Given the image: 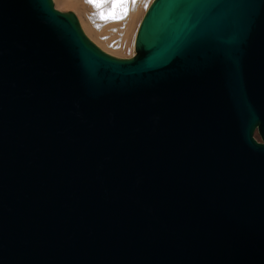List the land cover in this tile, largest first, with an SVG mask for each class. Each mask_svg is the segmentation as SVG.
<instances>
[{
    "label": "water",
    "instance_id": "1",
    "mask_svg": "<svg viewBox=\"0 0 264 264\" xmlns=\"http://www.w3.org/2000/svg\"><path fill=\"white\" fill-rule=\"evenodd\" d=\"M135 50L0 0V264H264V0H153Z\"/></svg>",
    "mask_w": 264,
    "mask_h": 264
},
{
    "label": "rangeland",
    "instance_id": "2",
    "mask_svg": "<svg viewBox=\"0 0 264 264\" xmlns=\"http://www.w3.org/2000/svg\"><path fill=\"white\" fill-rule=\"evenodd\" d=\"M55 8L62 12L73 11L81 24L82 29L85 34L102 50L105 52L114 55L120 58H130L136 54L135 50V39L137 35L138 28L140 23L149 8L150 4L153 0H136L135 4L130 5L129 15L127 18L120 20L119 22H105L101 20L98 15V11H107V7L104 6L103 9L97 10L94 7L90 6H64L60 3V0H53ZM147 5V6H145ZM92 7V8H91ZM106 7V8H105ZM134 7V8H133ZM126 22L127 27L124 25ZM112 25H111V24ZM115 25H114V24ZM100 24V28L106 32L109 30L111 35H113L116 39L121 40L120 47H114L113 44H107L102 37L98 35L93 29H98V25ZM107 24V25H106ZM97 25V26H96ZM114 25V26H113ZM96 26V27H95ZM92 27V28H91ZM103 27V28H102ZM108 27V29H106ZM126 28V29H125ZM105 29V30H104ZM111 29V30H110ZM115 29V31H113ZM119 33V34H118ZM109 35V36H111ZM120 37V38H119ZM256 139L261 141V137L258 131L255 132Z\"/></svg>",
    "mask_w": 264,
    "mask_h": 264
},
{
    "label": "snow or ice",
    "instance_id": "3",
    "mask_svg": "<svg viewBox=\"0 0 264 264\" xmlns=\"http://www.w3.org/2000/svg\"><path fill=\"white\" fill-rule=\"evenodd\" d=\"M85 2L97 10H101L105 5L110 4V9L107 11H98V15L99 18L105 22H116L127 17L129 5L135 4L136 0H85ZM113 31H115V29ZM102 38L106 39V37Z\"/></svg>",
    "mask_w": 264,
    "mask_h": 264
},
{
    "label": "bare ground",
    "instance_id": "4",
    "mask_svg": "<svg viewBox=\"0 0 264 264\" xmlns=\"http://www.w3.org/2000/svg\"><path fill=\"white\" fill-rule=\"evenodd\" d=\"M60 3L62 4V5H64V6H80L81 4L82 5H84V6H87V7H89L90 8V4H88V3H86L85 2V0H60ZM130 5H132V4H130ZM130 5H129V10H130ZM106 7H107V9H110L111 8V5L109 4V5H105ZM105 7V8H106ZM92 8V7H91ZM134 8V7H133ZM129 10H128V14H127V17H128V15H129ZM126 17V18H127ZM117 22H119V21H116V23ZM125 24V26L127 25V23L126 22H124ZM111 24V23H110ZM114 24V23H113ZM98 25V29H93L96 33H98V35L100 36V37H106V39H104V41L107 43V44H113L112 46H114V47H120L121 46V40L120 39H116L113 35H111L109 32H107V31H109V30H106V32H104L101 28H100V24H97ZM96 25V26H97ZM107 25V24H106ZM112 25V24H111ZM115 25V24H114ZM113 25V26H114ZM95 26V27H96ZM127 27V26H126ZM92 28V27H91ZM103 28V27H102ZM106 29H108V27L106 28ZM126 29V28H125ZM105 30V29H104ZM111 30V29H110ZM119 34V33H118ZM109 35H111V36H109Z\"/></svg>",
    "mask_w": 264,
    "mask_h": 264
}]
</instances>
